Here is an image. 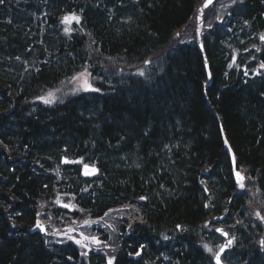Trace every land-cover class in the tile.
Wrapping results in <instances>:
<instances>
[{
	"label": "trees",
	"instance_id": "trees-1",
	"mask_svg": "<svg viewBox=\"0 0 264 264\" xmlns=\"http://www.w3.org/2000/svg\"><path fill=\"white\" fill-rule=\"evenodd\" d=\"M199 2L0 3V264H213L221 238L204 224L224 213L235 238L225 263L264 264V226L247 216L254 199L264 211V70L252 76L264 65V0H240L233 33L212 28L203 53L196 43L171 46ZM82 72L99 92L35 103ZM63 158L99 174L81 178L79 166L61 169L70 166ZM235 172L251 193L237 190ZM59 192L93 217L128 205L134 220L104 236L109 249L78 260L71 246L28 232Z\"/></svg>",
	"mask_w": 264,
	"mask_h": 264
},
{
	"label": "rangeland",
	"instance_id": "rangeland-1",
	"mask_svg": "<svg viewBox=\"0 0 264 264\" xmlns=\"http://www.w3.org/2000/svg\"><path fill=\"white\" fill-rule=\"evenodd\" d=\"M231 0H218V12H216V15H209L207 16L206 14H201L199 15L198 12H196L191 21L188 23V25L186 27H184L180 32H178L177 35L174 36L175 38V42L178 43L181 40L184 39H190V40H197L199 39V37L202 35L203 30L205 29V24L209 23V24H213V25H218L220 23H222V19L226 18L227 16V11L228 8L226 10V6L225 3H228ZM202 4V3H201ZM226 10V11H225ZM173 44L171 43V46ZM111 66V65H110ZM146 72V68H140L137 73H141L144 74ZM116 75V74H115ZM120 76V75H118ZM126 75L122 74L120 77H124ZM85 81L91 86L92 88V82L90 80V77L87 73H82L80 75H78L70 84L64 85L63 87H61V90L65 93H73L76 91H87L84 87ZM55 96H51L49 98V100L52 102L54 101ZM48 104H51L50 102H47ZM252 183L247 182L246 180H244L240 186H239V190L246 192V193H251V190L253 191V186L251 185ZM243 185V186H241ZM259 205L260 203H258V199H254L252 201V209L254 210H250L248 211V219L252 222L256 221V217L259 215L258 213H256V211L259 210ZM258 208V209H257ZM127 210L121 211L120 209H117L113 212H110L109 215L104 218L103 220H89V219H83L81 224L84 223V225L86 223L88 224L89 228H93L95 226H100V224H102V226L107 225V229L108 232L110 234H113L115 232V227L116 224H118L120 221H133L134 218V211L129 207L126 208ZM133 218V219H132ZM125 219V220H124ZM249 222V221H248ZM78 227L76 226V223H68V224H61V225H53L50 222L49 228L50 229V236L52 240H56V241H66L68 239H71V236H75L74 233L77 232L78 230H71L68 232H64L66 229H62V228H66V227ZM80 228L82 227L81 225L79 226ZM59 229L61 233H59ZM80 232V231H79ZM78 237V236H77ZM76 242L83 246L85 249H89L92 248L93 246H98L99 245V241L96 238H78L76 239ZM82 248V249H84Z\"/></svg>",
	"mask_w": 264,
	"mask_h": 264
},
{
	"label": "snow or ice",
	"instance_id": "snow-or-ice-1",
	"mask_svg": "<svg viewBox=\"0 0 264 264\" xmlns=\"http://www.w3.org/2000/svg\"><path fill=\"white\" fill-rule=\"evenodd\" d=\"M2 2H3V0H0V3H2ZM209 2H211V0H209ZM205 7H207V4L205 5ZM70 20H75L76 23H80V18L78 16H71V17L66 16V17H64L65 22H68ZM65 31L67 32L68 29H65ZM261 39L264 40V35L261 36ZM262 67H264V65H262ZM84 87L86 90L98 91V89H91V86L86 81H85ZM45 102L47 103L48 101H45ZM241 186H243V185H241ZM217 231H222V230L217 229ZM222 234L226 235V233H222ZM229 244H231V240L229 241ZM209 251H211V249H209ZM221 251H223V249H221ZM216 260H217V264H220V257L219 256L216 257ZM109 264H111V262H109Z\"/></svg>",
	"mask_w": 264,
	"mask_h": 264
},
{
	"label": "water",
	"instance_id": "water-1",
	"mask_svg": "<svg viewBox=\"0 0 264 264\" xmlns=\"http://www.w3.org/2000/svg\"><path fill=\"white\" fill-rule=\"evenodd\" d=\"M225 148L227 149V151L230 153L229 151V147L227 144H225ZM231 154V153H230ZM223 220V217H220V218H217L214 220V222H218V221H222ZM215 263L217 264V260H215Z\"/></svg>",
	"mask_w": 264,
	"mask_h": 264
}]
</instances>
